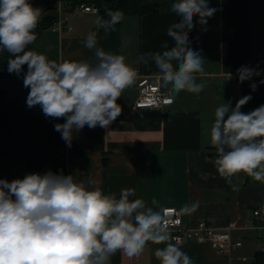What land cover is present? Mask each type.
Instances as JSON below:
<instances>
[{
	"label": "crops",
	"instance_id": "1",
	"mask_svg": "<svg viewBox=\"0 0 264 264\" xmlns=\"http://www.w3.org/2000/svg\"><path fill=\"white\" fill-rule=\"evenodd\" d=\"M44 10L43 16H57L56 0H29ZM174 0H142L140 15L124 16L114 30L107 33L96 26L98 12H69L72 30L60 33L53 27L42 31L29 50L45 54L50 60L92 59L93 52L83 41L91 31L98 32V46L106 52L123 55L125 62L139 74L135 83L126 88L117 103L122 113L107 128L85 126L74 132L71 147L55 131L63 118L51 119L26 109L30 89L23 86V74L8 72L12 57L0 52V89L7 92L14 104L12 125L0 129V174L11 182L27 175L29 162L42 163L45 170L73 175L76 180L92 177L105 192L119 195L122 188L135 189L130 199H143L154 210L199 202L196 212L182 215L185 225L192 228L211 226L217 229L233 225V241L242 245L231 255L219 253L209 242L190 241L177 245L195 264H251L257 252L264 251V183L240 173L233 178V190L214 166L215 148L210 143V129L215 108L224 102H236L251 95L241 111L248 113L264 105V0H209L217 12L209 18L206 31L199 24L189 33L190 46L204 58V71L197 74L204 90L197 94L173 93L174 101L158 109L134 110L139 96V76L164 86L154 63L140 60L148 52L163 51L174 41L168 28L179 21L170 10ZM198 19V18H197ZM247 66L260 71L243 83L237 69ZM27 65H24V72ZM257 84L253 91L251 84ZM172 91V90H171ZM155 199L157 205H152ZM260 212L255 217L254 211ZM164 244L148 242L138 257L117 251L110 264H160L154 256ZM175 244V243H173Z\"/></svg>",
	"mask_w": 264,
	"mask_h": 264
},
{
	"label": "clouds",
	"instance_id": "2",
	"mask_svg": "<svg viewBox=\"0 0 264 264\" xmlns=\"http://www.w3.org/2000/svg\"><path fill=\"white\" fill-rule=\"evenodd\" d=\"M170 10L180 18L167 30L174 45L169 48L164 42L163 51L148 52L140 60L154 63L163 85H171L173 93L198 95L206 86L197 82L204 58L190 46L189 33L197 24L206 31L217 9L209 6V0H174ZM43 15L44 10L29 0H0V52L12 57L9 73L23 74V86L30 89L27 106H39L46 118L65 120L54 129L71 147L74 132L85 126L107 128L121 115L117 100L135 83L138 70L123 55L99 47L97 31L89 32L82 42L93 52L92 59L57 62L29 50ZM107 17L95 22L105 33L114 30L124 14L108 10ZM237 74L243 83L260 71L241 66ZM250 87L255 91L257 84ZM251 99L245 95L235 107L230 101L216 107L210 129L214 166L234 191L238 188L233 178L240 173L264 183V105L242 112ZM135 195L133 188H122L119 195L105 193L92 177L78 181L62 171L29 173L11 182L0 179V264H110L117 251L138 257L148 242L164 244L170 239L166 210H154L141 198L130 199ZM157 203L153 199L152 205ZM198 208L196 201L182 207L180 214ZM154 256L160 264H195L173 243L156 248Z\"/></svg>",
	"mask_w": 264,
	"mask_h": 264
},
{
	"label": "built area",
	"instance_id": "3",
	"mask_svg": "<svg viewBox=\"0 0 264 264\" xmlns=\"http://www.w3.org/2000/svg\"><path fill=\"white\" fill-rule=\"evenodd\" d=\"M58 4L57 8V20L53 26L54 29L63 33L65 30H72L73 27L69 25V13L66 11L64 0H56ZM78 12H98L99 9L93 4L82 3L75 8ZM138 74H139V69ZM264 80V72L261 73ZM139 96L135 102L134 110L141 109H158L165 104H170L174 101L173 93L171 90L164 89L158 82H152L149 77L139 76L137 84ZM26 109L35 114H43L42 109L39 106L29 108L26 104ZM4 179V178H1ZM166 212L163 214L169 221V235L168 242L175 243L176 245H182L185 242L190 241H206L212 244V246L219 252L227 255H231L235 248L242 245L240 241H233L231 232L234 228L233 225H229L222 229H217L211 226H201L199 228H192L184 224L182 216L179 210L175 207L164 208ZM255 217L260 216L258 210L254 211ZM264 252V251H263Z\"/></svg>",
	"mask_w": 264,
	"mask_h": 264
},
{
	"label": "trees",
	"instance_id": "4",
	"mask_svg": "<svg viewBox=\"0 0 264 264\" xmlns=\"http://www.w3.org/2000/svg\"><path fill=\"white\" fill-rule=\"evenodd\" d=\"M93 4L99 9V14L107 15V11H121L124 16L140 15L142 9V0H64L66 11L72 12L75 8L82 4ZM57 16H43L40 20L35 32L37 37L40 33L48 28L54 26ZM14 104L8 98L7 92L0 89V129H7L12 125V113ZM216 155V152H212ZM44 173L45 167L42 163L29 162L27 166V173ZM61 169H57L55 173H60ZM2 178L0 174V179ZM251 264H264V252H257L255 259Z\"/></svg>",
	"mask_w": 264,
	"mask_h": 264
}]
</instances>
